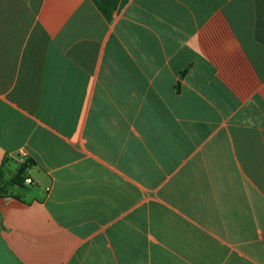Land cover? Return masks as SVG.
<instances>
[{
	"label": "crops",
	"instance_id": "1",
	"mask_svg": "<svg viewBox=\"0 0 264 264\" xmlns=\"http://www.w3.org/2000/svg\"><path fill=\"white\" fill-rule=\"evenodd\" d=\"M105 6L0 0V264H264V0Z\"/></svg>",
	"mask_w": 264,
	"mask_h": 264
},
{
	"label": "trees",
	"instance_id": "2",
	"mask_svg": "<svg viewBox=\"0 0 264 264\" xmlns=\"http://www.w3.org/2000/svg\"><path fill=\"white\" fill-rule=\"evenodd\" d=\"M94 3L97 5V7L99 8V10L106 16L108 17V11L105 5H106V0H93ZM110 7V6H109ZM112 8V7H111ZM28 166V163H25L23 165H21L17 172L15 173V175L10 179V181L8 182V185H19L22 186L24 185V181H25V176H24V171L25 168ZM1 194V192H0Z\"/></svg>",
	"mask_w": 264,
	"mask_h": 264
},
{
	"label": "built area",
	"instance_id": "3",
	"mask_svg": "<svg viewBox=\"0 0 264 264\" xmlns=\"http://www.w3.org/2000/svg\"><path fill=\"white\" fill-rule=\"evenodd\" d=\"M26 184H30V180H28V179H25V181H24Z\"/></svg>",
	"mask_w": 264,
	"mask_h": 264
}]
</instances>
